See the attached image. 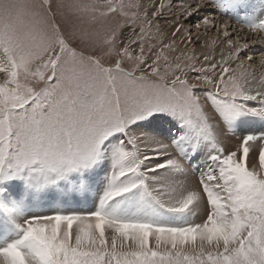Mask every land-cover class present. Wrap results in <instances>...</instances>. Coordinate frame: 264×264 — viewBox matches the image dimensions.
I'll use <instances>...</instances> for the list:
<instances>
[{
  "label": "snow or ice",
  "instance_id": "obj_1",
  "mask_svg": "<svg viewBox=\"0 0 264 264\" xmlns=\"http://www.w3.org/2000/svg\"><path fill=\"white\" fill-rule=\"evenodd\" d=\"M175 7L0 0V264H264V71L239 38L189 48L190 27L219 32L206 9L248 5ZM93 191L90 211L34 212Z\"/></svg>",
  "mask_w": 264,
  "mask_h": 264
},
{
  "label": "rangeland",
  "instance_id": "obj_2",
  "mask_svg": "<svg viewBox=\"0 0 264 264\" xmlns=\"http://www.w3.org/2000/svg\"><path fill=\"white\" fill-rule=\"evenodd\" d=\"M251 0H244V2L248 5V7L247 8H249L250 9V7L253 9L252 10V14H251V17L252 18H255V17H259V16H264V12H262L261 10H259L258 11V13H257V8H261V4H263L264 5V3H262L264 0H252L251 2H250ZM142 2H146V0H142ZM147 3V2H146ZM175 5H176V2L174 1L173 2ZM179 4V3H178ZM255 6H257V7H255ZM245 9L246 8H242V12H243V10L245 11ZM178 10V9H177ZM218 9H215V7L214 8H212L211 10L209 9V10H207L206 12H212V11H214L213 12V14H216V11H217ZM256 10V11H255ZM224 13H226V14H219V15H221L222 17V19H227V20H229L230 18L228 17L229 15H230V13L229 12H224ZM242 15L240 16V18L239 19H232L231 18V20H230V22H232L234 25H235V22H237L236 24H238L240 27H244V25H243V23L241 22H239L238 23V20L240 21L241 20V18L242 17H245V13L243 12V13H241ZM228 15V16H227ZM228 17V18H227ZM176 18V17H175ZM234 20H236L235 22H234ZM182 22H184V23H187V21H182ZM160 24H161V26H165L166 28H168V24H165L164 23V21L163 20H161L160 21ZM238 26V27H239ZM210 27V26H209ZM201 34H200V39L197 41V44L195 45V47L196 48H203V46L205 45V47H210V46H212V42H208V40L209 39H211L212 38V41L213 40H215L216 41V45L217 46H226L225 44H224V41H226L227 39H229V38H232V39H236V38H239V39H241L240 41H241V43H248L249 44V47H248V49H246V50H242V55H246V54H248V53H254V55H253V58H252V60H245L244 62H245V65L247 66V65H252V66H254V67H256V66H259L260 65V61H259V59L258 58H256L257 56L259 57L260 55H261V53H263L264 52V42H261V39L260 40H258V42L256 43L257 45H254V44H250V42L252 41V40H249V41H247V42H243L244 40L246 41V38H243L242 36H240L239 34L240 33H238V32H235V30H230V33H231V35H230V37H224L223 35H222V32H221V35H219L218 34V31H215V30H210V32H209V29L208 28H205V26H203V25H201ZM245 29H247L246 27H244ZM189 30L192 32V33H195L194 32V27H190L189 28ZM260 34V33H259ZM262 35H264V34H262ZM179 36V35H178ZM223 36V37H222ZM261 36V35H260ZM195 38V37H194ZM215 38H217V39H215ZM253 45V46H252ZM251 46H252V48H251ZM133 47H135V45L133 46ZM200 51V50H199ZM219 53H217V55H218ZM215 59L216 60H219L220 59V56H217V57H215ZM246 62H247V64H246ZM254 62V63H253ZM257 62V63H256ZM250 63V64H249ZM254 64V65H253ZM257 64V65H256ZM258 74H259V72H258ZM209 111L211 112V108H209ZM245 127H249V128H256V129H258L259 127H260V125L259 124H257V125H251V126H245ZM231 138H233V137H230L229 138V140H228V143H231L232 141H231ZM198 175V170H195L194 171V174L192 175V177H191V179H192V181L195 183L196 182V176ZM74 199H76V197H74ZM71 196H69L66 200H57V201H62L61 203H59L58 202V204H52L51 205V210H50V213L49 214H51V212L54 210V209H60V210H64V211H77V212H87V211H90V210H92V208L94 207V205H95V202H96V199H97V192L96 191H93L92 193H89L88 194V196L87 197H85V196H82V195H78V199H76V200H74ZM86 199V201L84 202V200ZM69 200V201H68ZM72 201H76V203L75 202H72ZM60 204H61V206H60Z\"/></svg>",
  "mask_w": 264,
  "mask_h": 264
},
{
  "label": "bare ground",
  "instance_id": "obj_3",
  "mask_svg": "<svg viewBox=\"0 0 264 264\" xmlns=\"http://www.w3.org/2000/svg\"><path fill=\"white\" fill-rule=\"evenodd\" d=\"M176 2V6L177 7H175V8H173L172 9V11L171 12H167L166 13V17H167V19H169V20H176L177 19V15L179 14V5L181 4V3H186L187 2V0H173V2ZM252 1V0H251ZM250 1V2H251ZM146 2L147 3H149V2H151V0H146ZM145 2V3H146ZM165 2H167V0H165ZM155 3H159V0H155ZM179 3V4H178ZM262 3H264V1L262 2ZM261 5H263V4H261ZM255 7H257V6H255ZM214 8V7H213ZM178 9V10H177ZM211 10L212 8H208V9H206L205 11H207V10ZM216 9V8H215ZM242 10V8L241 9H238V10H236V11H227V12H229L230 13V15L228 16L230 19L229 20H227V19H222L221 17V15L222 14H226V13H224V12H221L220 10H217L216 11V14H213V12L214 11H210L209 13H211V14H213L210 18L211 19H213V22L217 25V27L219 28V32H218V34L219 35H221V32H223V28L222 27H220L221 25H223V23H225V22H227V24L229 25V30H235V32H238V33H240L239 35L240 36H242L243 38H246V41L244 40L243 42H247V41H249V40H254L255 42L253 43L252 41L250 42V44H254V45H257L256 43L258 42V40H260V37L262 36V34H259V33H257V34H253V33H250L249 31H248V29H245L244 27H240L238 24H236L237 22H235L236 20H234V22H235V25L232 23V22H230V20H231V18L232 19H239L240 18V16L242 15L241 13H245V16L247 15L249 18H252L251 17V14H252V8L250 7V9L249 8H246L245 9V11L243 10V12L241 11ZM259 10H261V8H257V13H258V11ZM256 11V10H255ZM221 14V15H219V14ZM176 17V18H175ZM227 17V18H228ZM239 21V20H238ZM242 22V21H241ZM240 22V23H241ZM239 23V22H238ZM243 23V22H242ZM244 25V24H243ZM175 25H173V24H168V28H166L165 26H161L163 29H164V31H165V35H168V34H170V32L172 31V29H173V27H174ZM239 26V27H238ZM208 29H209V32H210V30H211V27H208ZM212 31V30H211ZM194 32L195 33H199V36H200V34H201V28L200 29H196V28H194ZM261 35V36H260ZM223 37V36H222ZM179 39H180V37L179 36H177V40L179 41ZM215 39H217V38H215ZM241 40V39H240ZM208 42L210 43V42H212V38L211 39H209L208 40ZM241 42V41H240ZM253 46V45H252ZM252 46H251V48H252ZM181 47H183V45H181ZM189 48H194V52H195V54L197 55V56H200V57H202L204 54H209V55H211V54H213V52H214V54H215V57H217V56H220V51H221V48H223L224 49V51H225V53L227 52V47L226 46H217L216 44L213 46H210V47H205V45L203 46V48H196L195 47V45L193 46V45H189ZM200 50V51H199ZM217 53H219L218 55H217ZM264 53V52H263ZM256 58H258L259 59V61L261 62V60L262 59H264V57H262L261 55L258 57H256ZM245 60H247V59H245ZM248 61V60H247ZM250 61V60H249ZM259 62V63H260ZM254 63V62H253ZM257 63V62H256ZM246 64H247V62H246ZM250 64V63H249ZM254 65V64H253ZM257 65V64H256ZM256 68V70H257V73L258 72H261V71H264V69H261V66L259 65V66H256L255 67ZM232 145H233V143H232ZM78 197V196H77ZM69 201V200H68ZM58 202L59 203H61L62 201H56V202H54V203H52V204H58ZM51 204V205H52ZM60 206H61V204H60ZM38 208H46V206L45 207H37V208H35L34 210H39ZM41 211V210H40ZM47 213V212H46Z\"/></svg>",
  "mask_w": 264,
  "mask_h": 264
},
{
  "label": "crops",
  "instance_id": "obj_4",
  "mask_svg": "<svg viewBox=\"0 0 264 264\" xmlns=\"http://www.w3.org/2000/svg\"><path fill=\"white\" fill-rule=\"evenodd\" d=\"M231 143H228L227 142V146L229 147V148H232V147H234L236 144H238L239 143V140H237L236 138H231ZM232 143H233V145H232ZM83 196V195H82ZM73 199H74V197H72ZM76 199H78V197L76 196ZM76 199H74V200H76ZM84 200V199H83ZM86 201V199L84 200V202ZM72 202H75L76 203V201H72ZM37 208V207H36ZM39 210H34V212H36V213H46L47 212V214H49L50 213V210H51V206H46V208H38ZM41 210V211H40Z\"/></svg>",
  "mask_w": 264,
  "mask_h": 264
}]
</instances>
